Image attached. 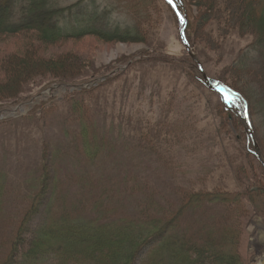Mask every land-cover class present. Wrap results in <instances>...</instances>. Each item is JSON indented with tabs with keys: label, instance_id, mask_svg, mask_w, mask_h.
<instances>
[{
	"label": "rangeland",
	"instance_id": "obj_1",
	"mask_svg": "<svg viewBox=\"0 0 264 264\" xmlns=\"http://www.w3.org/2000/svg\"><path fill=\"white\" fill-rule=\"evenodd\" d=\"M254 1L249 26L258 21L261 32L264 0ZM25 2L15 1L11 22L20 18ZM79 2L44 0L26 29L0 35V109L28 103L56 84H82L114 73L91 93H45L46 100L0 122V264L14 258L13 264H52L51 257L24 263L23 254L32 230L65 214L119 225L143 243L176 217V232L196 242L214 239L217 253L239 257L241 264L254 259L262 264L264 216L250 218V213H264V173L244 129L222 98L205 87L187 54L176 10L164 0H83L64 19L74 18L82 27L94 25L98 15L97 24L118 28L119 34L129 31L134 39L42 40L47 15ZM184 2L193 53L206 76L249 100L264 153V44L252 27L248 34L247 26L233 27L247 22L242 11L235 14L229 7L243 10L246 2ZM43 8L47 15L39 14ZM245 9L247 14L250 8ZM76 13L84 16L77 20ZM82 125L98 147L93 160L83 145L67 148L71 130ZM45 162L57 170L56 189L42 198ZM197 194L205 195L206 203L191 206ZM215 196L224 201H211ZM179 210L185 211L182 216ZM126 246L121 245L123 253ZM150 252L144 249L137 264H146Z\"/></svg>",
	"mask_w": 264,
	"mask_h": 264
},
{
	"label": "trees",
	"instance_id": "obj_2",
	"mask_svg": "<svg viewBox=\"0 0 264 264\" xmlns=\"http://www.w3.org/2000/svg\"><path fill=\"white\" fill-rule=\"evenodd\" d=\"M14 1L15 0H0V35H13L18 32L20 33L23 29H26V27L29 26H25L27 24L28 18H31L33 15H35L34 10H40L39 6L42 4V2H44V0H28L26 7L23 8L21 19L16 22H11ZM244 1L246 2L247 6H244L243 10L239 9L238 6H234L233 3L229 4L231 9H235V14H237L239 11H242V20H245V23L247 22V25H244L243 23V25H241V22L237 21L236 25L233 27L242 28L243 30L247 26L248 32L245 31L246 34H248L250 32L249 30L251 29H253V31H259L260 29L262 30L261 26L258 28V25H260L258 21L254 22L252 26H249V20L254 17V11L251 12V7L255 6V1L251 0L252 2H250L248 0H241L239 3L242 4ZM36 6L39 8H36ZM77 6L78 5L52 11L49 19L48 15L46 14L47 12L43 13V8L39 14L47 15L45 18L46 20L43 21L47 22L48 24L45 26V32L36 30L41 31L42 34L45 35H42L43 37H41V39L44 40L46 37L47 39L56 41V39H77L87 36H95L102 40L105 39L111 41H130L131 39H134L129 34V32L119 34L118 29L112 32L107 30L108 27L105 29H88L90 27L79 29L74 27L75 22L72 21L74 23L73 24L68 19H64V14L68 13L69 11H73ZM208 6H211V3H209ZM246 7L248 9L250 8L247 14L245 9ZM260 11H262V17L264 18V9ZM81 15L82 14H75L77 18H80ZM249 15L250 19H248ZM96 16L97 15H95V17ZM62 19L64 22L63 25H60ZM261 24H264L263 20ZM71 25L73 26L71 27ZM262 26L264 27V25ZM260 35L261 39H259V42L264 44V28L263 31L260 32ZM219 82L229 86L222 80H219ZM230 88H232L235 92H238L246 100L249 105V114L251 117H253V110H250L251 104L249 100L238 89L234 87ZM87 93H91V91L82 92L79 95H86ZM82 120V118H79V121ZM86 122H88L87 119ZM79 128L80 127H77L71 130V141L67 148L70 147L71 151H77L76 147L79 146L81 148L83 145L85 146L83 149H85L89 159L93 160L94 153H92V150L97 151L96 148H98L96 143L93 141L94 135L92 131L86 126L82 125V127L80 129ZM45 163H43L45 167L42 168V173L45 174L39 187L40 197L42 198L45 197V194L46 196L53 195V192L56 189L55 181L57 170L55 169L53 162L51 165ZM65 183L71 184V180H65ZM82 191V195L84 196L85 189ZM52 199L53 198H51V200ZM211 201L221 202L224 200L221 199L220 196H215L214 198H211ZM204 203H206V196L203 194H197L194 198H191L190 201L191 206L194 204L198 205ZM80 208L83 209L82 207ZM184 212L185 211L179 210L178 215L182 216V213ZM59 218L60 220H58L57 223H53L49 227L46 224V222H48V218H46V222L44 224L42 222L39 228L36 227L35 231L32 230L33 238H29V240H31L30 245L23 254L24 258L28 256L24 263L28 261H31L32 263L36 262L37 260H40L39 262L41 263L44 262L45 258L51 257L53 260L52 264H137V260H139L141 252L144 249L150 247L151 252L146 264H241L239 257L232 258L223 255V253H217L214 239L208 242L201 240L199 242H201L202 245H199V242H196L191 237H188L187 233L176 232L175 227L180 224L179 221H176L178 219L176 217L171 219L168 226L161 228L158 231H154L149 239L144 240V243L143 241H137L139 235L134 238V231L126 233V231L129 229L125 230V228H122L119 225L117 227L116 225L114 226L108 223L103 224L102 220L99 218H96L95 220H87L82 216H72L68 214L63 216L61 215ZM73 230H76L79 233H75L76 235H74L72 233ZM47 236L49 239H46ZM122 244L127 245L125 253L121 251ZM183 257H185V259H182ZM15 259L16 258L11 259L9 264H13L16 261ZM180 260H184L185 262Z\"/></svg>",
	"mask_w": 264,
	"mask_h": 264
},
{
	"label": "water",
	"instance_id": "obj_3",
	"mask_svg": "<svg viewBox=\"0 0 264 264\" xmlns=\"http://www.w3.org/2000/svg\"><path fill=\"white\" fill-rule=\"evenodd\" d=\"M179 17H181V16L179 15ZM185 29H186V21L184 20V21H183V26H182V29H181V38H182L183 43H184V45H185L187 51L189 52L190 56H191L192 59L198 64L199 72H200L201 75L203 76V78H204V80H205V83H206V86H207L208 88H210L211 90H213V91L219 93V94H223L222 91H220L219 89H217V88H215V87L212 86V84H211L210 81L207 79V77H206V75H205V73H204V71H203V67H202V65L199 63V60L197 59V57H196L195 55H193V54L191 53V49H190V47H189V45H188V43L186 42V39H185ZM92 85H96V83H92V84H89V85H87V86H75V87H73V88H74V89L81 90L82 88L90 87V86H92ZM60 88H61L62 90H65V89H67V86H60ZM6 112H8V111H6ZM242 122H243V124H244V126H245V128H246V129H245L246 133L249 134V136H250V138H251V141L253 142V145H254V148H255V151H256V156H257L258 159L262 162V165H263V167H264V162H263L261 156L259 155V149H258V147H257V142H256V139H255V136H254L253 130H252V128H251V124H250V122H249L248 116H247L246 114H245V117L242 119ZM261 262H262V264H264V259H263Z\"/></svg>",
	"mask_w": 264,
	"mask_h": 264
},
{
	"label": "bare ground",
	"instance_id": "obj_4",
	"mask_svg": "<svg viewBox=\"0 0 264 264\" xmlns=\"http://www.w3.org/2000/svg\"><path fill=\"white\" fill-rule=\"evenodd\" d=\"M46 12H47V10H44V11H43V13H46ZM46 14H47V13H46ZM34 17H35V15H33V16L30 18V20L28 19V20H27V24H26L25 26L30 25ZM250 214H251L250 218H259V219H260V217L264 216V213H263L261 210H258V211H252ZM255 260H256V259H254L253 261H251L250 264H254V263H255ZM257 264H261V263L258 262Z\"/></svg>",
	"mask_w": 264,
	"mask_h": 264
},
{
	"label": "snow or ice",
	"instance_id": "obj_5",
	"mask_svg": "<svg viewBox=\"0 0 264 264\" xmlns=\"http://www.w3.org/2000/svg\"><path fill=\"white\" fill-rule=\"evenodd\" d=\"M169 3H172V0H169Z\"/></svg>",
	"mask_w": 264,
	"mask_h": 264
}]
</instances>
